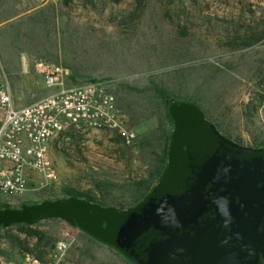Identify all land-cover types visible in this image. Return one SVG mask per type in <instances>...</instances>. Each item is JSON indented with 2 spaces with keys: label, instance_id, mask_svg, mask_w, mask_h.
I'll return each instance as SVG.
<instances>
[{
  "label": "rangeland",
  "instance_id": "rangeland-1",
  "mask_svg": "<svg viewBox=\"0 0 264 264\" xmlns=\"http://www.w3.org/2000/svg\"><path fill=\"white\" fill-rule=\"evenodd\" d=\"M14 15L0 26V57L16 106L52 92L35 69L45 60L67 69L70 85L107 82L136 139L84 125L66 129L50 144L58 178L0 195V208L65 199L67 187L116 208L135 206L148 192L136 184L152 188L158 176L151 174L169 165L170 154L162 160L176 129L172 103L198 107L231 141L264 147V0H0V22ZM252 36L257 41L245 46ZM100 180L115 186L101 192ZM60 240L68 247L62 256ZM28 256L137 264L61 218L0 228V264H28Z\"/></svg>",
  "mask_w": 264,
  "mask_h": 264
},
{
  "label": "water",
  "instance_id": "water-1",
  "mask_svg": "<svg viewBox=\"0 0 264 264\" xmlns=\"http://www.w3.org/2000/svg\"><path fill=\"white\" fill-rule=\"evenodd\" d=\"M168 169L138 206L80 198L26 206L24 222L61 218L137 264H263L264 148L225 138L196 106L173 110Z\"/></svg>",
  "mask_w": 264,
  "mask_h": 264
},
{
  "label": "built area",
  "instance_id": "built-area-1",
  "mask_svg": "<svg viewBox=\"0 0 264 264\" xmlns=\"http://www.w3.org/2000/svg\"><path fill=\"white\" fill-rule=\"evenodd\" d=\"M36 73L52 92L24 106H16L9 75L0 57V195H22L32 183L29 172L43 177L45 182L58 178L50 156L51 141L73 126L120 132L128 143L136 132L128 128L124 113L107 82L97 81L70 85V72L63 66L39 60ZM60 240V256L67 251ZM28 264H60L42 262L28 256Z\"/></svg>",
  "mask_w": 264,
  "mask_h": 264
},
{
  "label": "trees",
  "instance_id": "trees-1",
  "mask_svg": "<svg viewBox=\"0 0 264 264\" xmlns=\"http://www.w3.org/2000/svg\"><path fill=\"white\" fill-rule=\"evenodd\" d=\"M137 1H139V2H142V0H137ZM257 41V37H254V36H252V37H250L249 39H247L245 42H244V44H245V46L246 45H251V44H253V43H255ZM180 105H183V104H175V103H172V104H170V114H171V116L172 117H174L173 116V110H174V108L175 107H177V106H180ZM191 105V104H190ZM194 106V105H193ZM175 120V119H174ZM264 148V147H263ZM169 150H170V148H168L167 149V152H166V157L162 160V162L163 163H166V160L168 161V157H169ZM167 169H168V164H167V166H166V168L164 169V171L163 170H160L159 168L158 169H156L155 170V172H153L152 174H151V176H154L155 174H157V176H158V182L151 188L150 186H146V182H140V183H137L136 185H137V187L139 188V189H145V190H148V192L146 193V194H144L143 195V197H142V199H140V201H138L136 204H135V206H138L140 203H142L150 194H151V192L156 188V186L159 184V182L162 180V178H163V176L165 175V173H166V171H167ZM115 186V184L114 183H111L110 181H98V183H97V185H96V187H97V189L99 190V191H101V192H106L107 194H108V190L110 189V188H113ZM65 191L67 192V194H68V198H82V199H85V200H87V201H89V202H92V203H97V204H99V205H102V206H107V207H113V206H109V205H106V204H104V203H102L99 199H98V197L96 196V194H94L93 192H91V191H80V190H78V189H76V188H74V187H67L66 189H65ZM42 202H44V201H42ZM27 205H29V204H26L25 206H27ZM135 206H132V207H130V208H133V207H135ZM4 208H9V207H4ZM118 208V207H117ZM130 208H127V209H130ZM119 210H125L124 208H118ZM40 220H33V221H29V222H27L26 224L27 225H32V224H34V223H36V222H39ZM71 223V222H70ZM12 224H14V223H9V224H4V227H8V226H11ZM71 224H73V223H71ZM74 225V224H73ZM83 230V229H82ZM84 231V230H83ZM94 237V236H93ZM96 238V237H95ZM96 239H98V240H100V241H102V242H105V243H108V242H106V241H104V240H101V239H99V238H96ZM39 258H42L41 256H39ZM263 264H264V261H263Z\"/></svg>",
  "mask_w": 264,
  "mask_h": 264
},
{
  "label": "crops",
  "instance_id": "crops-1",
  "mask_svg": "<svg viewBox=\"0 0 264 264\" xmlns=\"http://www.w3.org/2000/svg\"><path fill=\"white\" fill-rule=\"evenodd\" d=\"M31 10V9H30ZM18 15H14V16H12V17H8V19H5V20H2L1 22H0V26H2L3 24H5V23H9V21H11V20H13L15 17H17ZM19 16H21V15H19ZM4 65V64H3ZM29 174H30V176H31V180H32V182L33 181H35V180H37V179H39V178H42V176L41 175H39V174H37V173H35V172H29ZM36 204V203H35ZM29 205H32V204H29ZM28 206V205H27ZM26 206H23L22 208H19V209H17V208H0V220H4L5 221V223L4 224H9V223H14V224H12V225H16V224H20V223H27V222H29V221H26V222H24L23 220H21L20 219V217L18 216V214H19V211L20 210H22V209H24ZM14 210H16V211H18V214H16L15 212H14ZM12 212H14V213H12ZM5 213L8 215V216H5ZM7 217H9V218H7ZM43 220V219H42ZM30 221H33V220H30ZM4 224L2 225H0V228L1 227H3L4 226Z\"/></svg>",
  "mask_w": 264,
  "mask_h": 264
},
{
  "label": "flooded vegetation",
  "instance_id": "flooded-vegetation-1",
  "mask_svg": "<svg viewBox=\"0 0 264 264\" xmlns=\"http://www.w3.org/2000/svg\"><path fill=\"white\" fill-rule=\"evenodd\" d=\"M238 144V143H237Z\"/></svg>",
  "mask_w": 264,
  "mask_h": 264
}]
</instances>
